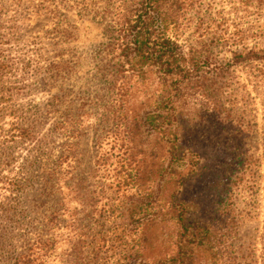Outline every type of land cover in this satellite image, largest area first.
Here are the masks:
<instances>
[{
  "label": "trees",
  "instance_id": "16d2710c",
  "mask_svg": "<svg viewBox=\"0 0 264 264\" xmlns=\"http://www.w3.org/2000/svg\"><path fill=\"white\" fill-rule=\"evenodd\" d=\"M9 1L19 7L38 2L0 0V13ZM42 1L58 3L52 35L75 41L69 16L75 6ZM233 1L264 9V0ZM76 2L79 17L103 30L92 45L91 84L76 96L64 85L82 66L65 49L50 62L40 51L37 59L14 61L0 49V78L48 63L41 84L22 90L33 98L41 85L50 96L31 115L12 105L17 88L0 98L16 120L12 143L35 140L52 114L59 116L50 135L61 138L42 168L36 222L25 220L24 244L10 248L5 264H52L60 257L67 264H264V242L259 259L258 243H238L243 220L236 207L248 179L256 176L262 189L261 166L247 145L257 124L237 123L235 106L217 86L229 64L216 50L235 46L230 52L238 63L258 55L243 46L247 31L235 26L230 33L227 19L213 17L210 0ZM91 131L94 159L84 166L81 141ZM9 183L14 194L23 189ZM10 200L1 207L13 221L18 203Z\"/></svg>",
  "mask_w": 264,
  "mask_h": 264
},
{
  "label": "rangeland",
  "instance_id": "374dc122",
  "mask_svg": "<svg viewBox=\"0 0 264 264\" xmlns=\"http://www.w3.org/2000/svg\"><path fill=\"white\" fill-rule=\"evenodd\" d=\"M68 1L75 6L69 13V16L76 22L75 33L78 38L75 41L65 44L52 35L59 21L51 13L52 8L58 4L57 1L45 4L42 0H38L34 4L27 3L25 7L16 6L15 3L9 1L6 3L7 8L0 13V49H3L4 53L11 56L14 61L25 57L37 59L36 52L40 51L44 60L49 62L53 59L57 49H65L66 56L74 62L80 60L82 66L74 78L64 85L72 86L74 97L80 90H84L91 84L87 83V80L88 76H91L89 60L92 57V45L100 42L103 30L90 19L79 17L80 7L76 1L81 2V0ZM210 1L215 12L213 17L217 19L222 16L227 19L230 24V33H234L235 26H238L240 30L247 31L248 36L244 39L243 46L254 49V52L258 54L249 61L238 63L234 60V54L230 52L235 49V46L230 45L216 50L223 64H229L227 66L229 73L219 80L217 85L224 92L223 101L235 106L232 116L236 118L237 123L242 126L257 124V137L250 138L247 145L253 148L258 160L257 164L261 166L262 189L260 190L259 182L256 185V179H254L256 176L248 179L246 186L239 191L236 207L243 220L238 243L242 245L246 242L245 246L251 242L258 243L259 259L262 257L261 245L264 242V9L262 11L255 7L249 9L239 6L233 0ZM36 5L47 9L39 11L38 7H35ZM12 20H16V22ZM11 26L15 28H10ZM249 29L250 32H248ZM9 37L13 40L7 41ZM1 38L4 39L3 44ZM39 66L41 68L33 66L27 71H16L11 77L0 78V98L12 91L13 88H17L16 92L18 93L12 105L23 112L28 110L29 115L36 104L46 103L50 96L41 91V85L37 87L39 93L33 95V98L22 96L24 86L39 85L43 81L48 63L43 62ZM60 84L62 85V83ZM52 92H58L57 88H53ZM0 110L5 114L3 120H0V144L3 145L0 148L4 150L0 152V264H5L10 248L20 250L24 244L25 220L34 222L38 217L34 197L42 185V168L50 154L58 153L61 138L54 139L50 135V124L54 122L55 117L59 116V114H52L50 116L51 123L36 133L35 140L29 143L17 141L19 143L13 144L12 130L10 129L11 123L16 120L9 115L8 111L11 109H8L5 101L0 102ZM28 118L31 119V117ZM93 146L94 134L91 131L81 141V160L84 166H89L94 159ZM10 181L26 184V187L23 185V189L14 194L9 186ZM9 200L18 203L13 221L2 211L1 207L3 202L9 203ZM258 223L261 224L260 232L256 233L255 229ZM31 236L33 235L31 234ZM66 261L60 257L52 264H67Z\"/></svg>",
  "mask_w": 264,
  "mask_h": 264
}]
</instances>
